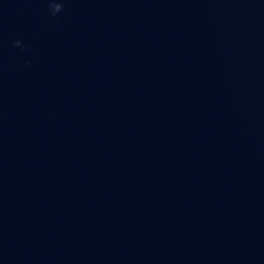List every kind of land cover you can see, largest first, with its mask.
Wrapping results in <instances>:
<instances>
[{"label": "water", "instance_id": "1", "mask_svg": "<svg viewBox=\"0 0 264 264\" xmlns=\"http://www.w3.org/2000/svg\"><path fill=\"white\" fill-rule=\"evenodd\" d=\"M39 0L22 264H264V0Z\"/></svg>", "mask_w": 264, "mask_h": 264}, {"label": "clouds", "instance_id": "2", "mask_svg": "<svg viewBox=\"0 0 264 264\" xmlns=\"http://www.w3.org/2000/svg\"><path fill=\"white\" fill-rule=\"evenodd\" d=\"M47 2L51 15L55 16L57 13L63 10V0H47ZM14 44L16 46L23 47V44L20 40L14 41Z\"/></svg>", "mask_w": 264, "mask_h": 264}]
</instances>
